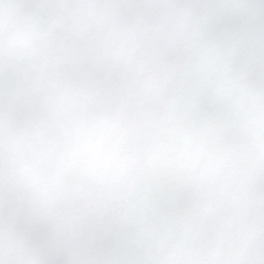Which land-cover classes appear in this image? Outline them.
Instances as JSON below:
<instances>
[{"label":"snow or ice","instance_id":"6c2138e0","mask_svg":"<svg viewBox=\"0 0 264 264\" xmlns=\"http://www.w3.org/2000/svg\"><path fill=\"white\" fill-rule=\"evenodd\" d=\"M0 264H264V0H0Z\"/></svg>","mask_w":264,"mask_h":264}]
</instances>
